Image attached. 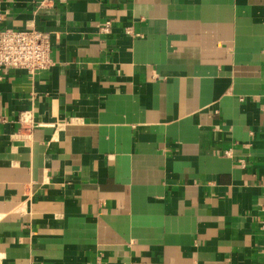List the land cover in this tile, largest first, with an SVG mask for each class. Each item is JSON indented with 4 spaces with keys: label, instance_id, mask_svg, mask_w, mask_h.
<instances>
[{
    "label": "crops",
    "instance_id": "0c3cea01",
    "mask_svg": "<svg viewBox=\"0 0 264 264\" xmlns=\"http://www.w3.org/2000/svg\"><path fill=\"white\" fill-rule=\"evenodd\" d=\"M37 1L0 0L54 44L0 67V264H263L264 0Z\"/></svg>",
    "mask_w": 264,
    "mask_h": 264
},
{
    "label": "built area",
    "instance_id": "2783aa9c",
    "mask_svg": "<svg viewBox=\"0 0 264 264\" xmlns=\"http://www.w3.org/2000/svg\"><path fill=\"white\" fill-rule=\"evenodd\" d=\"M56 0H38L37 13L53 9ZM109 23L106 25L108 30ZM52 32L40 30L36 22L31 20L25 29H0V67L4 69H21L35 76L54 65L52 58ZM56 40L59 35L56 33ZM32 118L30 112L20 116L21 125ZM244 165V163L242 162ZM264 264V262H263Z\"/></svg>",
    "mask_w": 264,
    "mask_h": 264
}]
</instances>
